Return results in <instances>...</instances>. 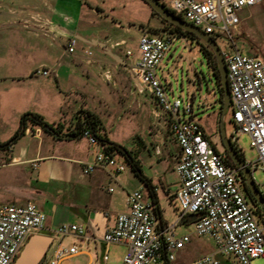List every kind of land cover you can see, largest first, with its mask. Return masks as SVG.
Masks as SVG:
<instances>
[{"label":"crops","instance_id":"crops-1","mask_svg":"<svg viewBox=\"0 0 264 264\" xmlns=\"http://www.w3.org/2000/svg\"><path fill=\"white\" fill-rule=\"evenodd\" d=\"M164 27L145 0H0V142L18 130L22 116L29 112L58 124L60 131V136L51 134L28 120L24 134L9 149L0 148V204L31 201L47 215L45 228L35 233L51 239L44 260L76 244L79 252L65 254L60 264H121L127 245H106L104 231L126 210L132 190L141 189L144 198L156 206L125 159L116 160L118 172L114 166H105L84 174L94 148L85 138L65 134L75 131L81 110L98 117L107 134L105 110L129 103L142 90L131 69L139 56L140 35L162 33ZM70 38L77 41L72 53L66 50ZM38 67L50 69L51 74L34 75ZM144 95L157 105L151 95ZM125 147L139 160L154 187L161 226L172 224L178 213L174 194L179 186L175 171L179 146L172 132L159 131L140 140L138 147ZM163 202L173 208L170 219ZM191 215L179 222L193 225ZM63 223L82 225V236L57 235L54 229ZM185 234L175 233L177 237ZM55 238L57 244L48 256ZM117 245L124 246L122 253L115 251ZM196 247L190 236L175 258L164 256L162 264H194L196 259L187 261ZM217 257L221 264L230 258L219 253Z\"/></svg>","mask_w":264,"mask_h":264},{"label":"built area","instance_id":"built-area-1","mask_svg":"<svg viewBox=\"0 0 264 264\" xmlns=\"http://www.w3.org/2000/svg\"><path fill=\"white\" fill-rule=\"evenodd\" d=\"M163 1L185 21L228 43L225 49H220L227 69L230 121L235 130L228 138L241 153L237 138L240 134L249 136L258 158L254 162L244 158L243 161L254 180L256 166L261 165L264 170V60L239 50L234 44L233 31L240 22L239 12L264 0ZM175 39L167 30L141 34L139 56L131 69L141 87L169 114L170 129L179 146L175 166L179 182L174 194L178 205L176 220L161 226L153 204L144 198L141 189H135L127 195L126 210L117 214L114 225L104 231L102 239L106 245H127L121 264H162L164 256L173 260L176 251L190 240L188 234L177 237L174 229L184 216L194 214V232L210 238L215 246L214 251L203 254L194 264H221L217 253L233 257L237 264H251L253 259L264 257V224H260L248 201L241 169L224 152L215 149L204 127L193 118L192 99L183 106L189 118H181V100L168 97L157 74ZM76 43L75 38H70L66 50L72 53ZM33 74L49 76L51 70L38 67ZM81 137L94 148L93 160L82 169L84 174L105 166H114L116 172L120 170L113 153L105 150L89 127L82 129ZM46 221L47 215L35 202L0 204V264H13L27 239L44 229ZM54 231L60 236L71 232L82 236L84 227L63 223ZM78 252L79 247L72 244L66 252L61 251L41 264H60L65 254Z\"/></svg>","mask_w":264,"mask_h":264},{"label":"rangeland","instance_id":"rangeland-1","mask_svg":"<svg viewBox=\"0 0 264 264\" xmlns=\"http://www.w3.org/2000/svg\"><path fill=\"white\" fill-rule=\"evenodd\" d=\"M238 16L240 22L237 29L233 31L235 46L244 53L256 55L264 60V1L242 9ZM175 37L171 49L157 68V74L166 87L168 97L171 100L174 98L181 100V118H189V115L183 112V106L192 99L193 118L204 127L209 137L217 139L216 130L221 118V101L212 67L200 49L201 41L190 37ZM217 43L221 50L225 49L228 44L222 39H217ZM127 60H132V58L127 57ZM144 92L148 93L142 88L141 92H136V98L129 103L105 110L102 116L109 121L106 125L107 134L103 133L111 141L135 148L138 147L140 140L150 136L154 137L159 131L171 132L168 115L160 111L157 105H154L149 97L144 95ZM231 116L232 108L229 106L223 117L228 137L235 131L230 121ZM237 144L244 160L252 162L257 160L258 154L250 146V138L247 134H240ZM115 157L116 160L124 161L123 156L118 152H115ZM253 176L258 189L263 192L264 170L261 165L256 166ZM248 201L251 207L256 209L249 197ZM163 206L166 209L167 218L170 219L174 216L173 208L167 202H163ZM257 219L260 224H264L262 218L257 216ZM175 233L177 235L186 233L191 236V241L197 242V247L193 248L188 255L187 262L189 263L202 256L206 251L215 250L212 241H207L194 232L192 224L187 225L179 222L175 227ZM56 244L57 239L55 238L48 251V256ZM114 247H116L117 253H122L124 250V246ZM224 257L226 256L224 255ZM223 264H237V262L230 256L228 260L225 259ZM251 264H264V257L253 259Z\"/></svg>","mask_w":264,"mask_h":264},{"label":"trees","instance_id":"trees-1","mask_svg":"<svg viewBox=\"0 0 264 264\" xmlns=\"http://www.w3.org/2000/svg\"><path fill=\"white\" fill-rule=\"evenodd\" d=\"M157 1L161 5H163L165 9L169 10L171 13H174L173 10L169 9L166 6V4L163 0H157ZM152 12L155 15H158L153 9H152ZM159 17L165 23V27H164L165 29L164 30L169 31L170 33H172L175 36L190 37L191 39H196L200 42L198 37L193 32L185 31L181 27L173 25L172 23H169L167 20H165L161 16H159ZM179 17H181V16H179ZM157 30L158 29H154L155 32H157ZM200 49L206 55V57L209 61V64L212 67L213 73H214L215 78H216L217 89L219 92V99H220V101H222L223 88L221 86L220 73L218 70V66L216 63L214 53L209 46L205 45L202 42L200 44ZM28 120L34 124L40 125L45 131H47L51 134L60 136L58 124L54 125L52 123H49L44 119V117L42 115L29 112V113H25L22 116L21 124H20V127L18 128V130L8 140L0 142V148L9 149L24 134ZM75 127H76L75 131H72L70 133L65 134L66 137H77V136L81 137L82 129L84 127H89L92 130V132L94 133V135L97 137L99 142L103 145L105 150H107L108 152H114V153L118 152L124 157L125 161L129 165V167L132 169V171L140 178V180L147 187L150 195H152V197H154L152 199V201L156 204V206L154 207V210H155L158 218H160V221H161L160 211H159V208L157 206L156 199H155L154 187L152 186L150 180L143 173L141 164H140L139 160L134 156V154L129 149H127L125 146H123L119 143L113 142L109 138H107L106 135L102 132L103 128H102L101 121L99 120L98 117H96L94 114H92L89 111H86V110L80 111V114L76 116ZM244 190L246 192V195L250 198L251 202L253 204H255V206H256V209H253L254 213L256 214V216L262 218V222L264 223V208L260 207L256 202L253 201L252 196L248 192L245 184H244ZM261 193L264 197V192H261Z\"/></svg>","mask_w":264,"mask_h":264},{"label":"water","instance_id":"water-1","mask_svg":"<svg viewBox=\"0 0 264 264\" xmlns=\"http://www.w3.org/2000/svg\"><path fill=\"white\" fill-rule=\"evenodd\" d=\"M145 1L159 16L167 20L169 23L181 27L185 31L193 32L202 43H204L205 45L209 46L212 49L220 73L221 86L223 88L222 101H221V118L219 122L221 138L229 156L240 167L242 175L244 177V184L247 187L248 192L252 196L253 201L256 202L260 207L264 208V197L262 193L256 186V183L251 177L249 169L245 166L243 159L239 157L237 150L234 148V146L230 142L225 132L223 117L228 107L231 106L230 104L231 98H230V91L226 76L227 74L226 65L223 60L221 50L217 43V38L219 37L214 34H207L198 27L185 21L175 13H171L169 10L165 9L164 6L161 5L157 0H145ZM191 216H192L191 221L196 219L195 215H191ZM50 241L51 239L48 236L39 235V234L31 235L27 239L25 245L23 246L22 250L20 251L19 255L17 256L13 264H41L45 258L46 251L50 244Z\"/></svg>","mask_w":264,"mask_h":264},{"label":"flooded vegetation","instance_id":"flooded-vegetation-1","mask_svg":"<svg viewBox=\"0 0 264 264\" xmlns=\"http://www.w3.org/2000/svg\"><path fill=\"white\" fill-rule=\"evenodd\" d=\"M216 134H217V139L209 137L210 140L212 141V143L214 144L215 149L218 150V151H222V152H224L226 154V156H229L227 150L224 147V144H223V141H222V138H221V134H220L219 126H218V129L216 130ZM237 152L239 154V157L242 158V155L240 154V152L238 150H237Z\"/></svg>","mask_w":264,"mask_h":264}]
</instances>
